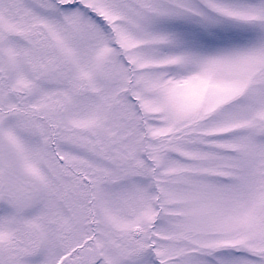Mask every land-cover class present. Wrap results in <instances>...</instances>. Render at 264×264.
Wrapping results in <instances>:
<instances>
[{"label":"snow or ice","instance_id":"obj_1","mask_svg":"<svg viewBox=\"0 0 264 264\" xmlns=\"http://www.w3.org/2000/svg\"><path fill=\"white\" fill-rule=\"evenodd\" d=\"M0 264H264V0H0Z\"/></svg>","mask_w":264,"mask_h":264}]
</instances>
